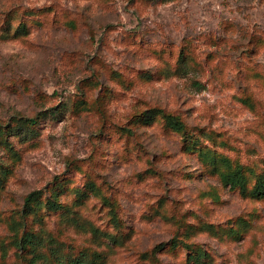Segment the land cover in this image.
I'll return each instance as SVG.
<instances>
[{
  "label": "rangeland",
  "instance_id": "1",
  "mask_svg": "<svg viewBox=\"0 0 264 264\" xmlns=\"http://www.w3.org/2000/svg\"><path fill=\"white\" fill-rule=\"evenodd\" d=\"M261 177L264 0H0V264H264Z\"/></svg>",
  "mask_w": 264,
  "mask_h": 264
},
{
  "label": "trees",
  "instance_id": "2",
  "mask_svg": "<svg viewBox=\"0 0 264 264\" xmlns=\"http://www.w3.org/2000/svg\"><path fill=\"white\" fill-rule=\"evenodd\" d=\"M35 117L27 118L25 121L28 123H35L36 122ZM174 123H178L177 121H174ZM224 180L227 184H230L231 186H239L240 188L244 189L246 187V174L244 173V169L241 166H237L233 171L223 175ZM254 191L258 194L264 195V178H259L257 181ZM37 194V192H32L26 196L25 203L28 205L31 202V199L33 196ZM32 242V236L31 234H28L25 236V240H22L21 247H25L27 243ZM65 264H87L85 260L82 258H76L75 260L69 261Z\"/></svg>",
  "mask_w": 264,
  "mask_h": 264
}]
</instances>
